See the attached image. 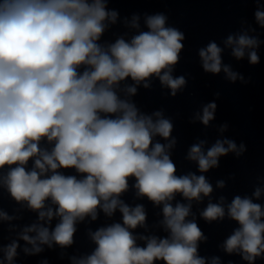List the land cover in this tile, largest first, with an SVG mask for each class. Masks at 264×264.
Returning <instances> with one entry per match:
<instances>
[{
    "label": "clouds",
    "instance_id": "clouds-1",
    "mask_svg": "<svg viewBox=\"0 0 264 264\" xmlns=\"http://www.w3.org/2000/svg\"><path fill=\"white\" fill-rule=\"evenodd\" d=\"M255 17L264 27V11L258 10ZM116 19V12L106 11L104 0H0V169L8 166L3 184L17 202L26 201L40 221L59 218L51 230L40 224L25 228L21 239L33 246V253L42 251L39 245L51 247L53 242L68 246L78 220L87 215L95 220L97 208L108 216L119 209L123 223L93 233L95 251L86 258H73V264H205L197 254L203 234L195 221L186 219L191 203L173 207L170 202L176 193L189 202L200 201L201 194L208 196L213 191L212 186L204 175L175 174L167 152L175 141L153 144L155 136L170 137L173 125L169 119L156 112L154 122L115 91L128 77L139 84L155 75L175 96L186 83L183 76L171 75L184 35L165 27L166 17L158 14L147 17L148 31L130 42L118 39L105 49L97 43L106 27L104 21L115 23ZM137 19L133 27H138ZM226 45L232 47L235 58L242 59L245 50L256 49L259 41L244 33L228 36ZM221 51L215 42L200 49L205 72L222 70ZM248 57L251 64L259 63L255 50ZM82 65L86 68L79 74ZM223 71L230 80L237 79L228 66ZM126 91L135 95L136 87ZM215 108V103L204 107L199 116L204 125L214 118ZM42 138L55 141L51 152L40 148ZM203 143L193 145L188 153L201 173L216 167L220 156L240 154L230 140H217L206 153ZM32 158L34 167L27 170ZM73 168L84 175L78 179L59 171ZM129 177L136 180L138 196L163 204L162 224L168 236H141L146 240L144 247L137 245L129 230L144 225L143 206L130 208L119 199L128 189ZM217 186L223 187V181ZM260 194L257 188L254 195L259 198ZM49 200L55 210L46 207ZM225 214L221 200L209 203L201 216L213 221L222 220ZM227 216L240 227L225 241V250L239 252L253 264L264 253L262 206L237 196L227 206ZM0 218L11 219L2 212ZM32 232L36 235L29 236ZM17 247L13 242L5 250L8 264ZM212 264H219L218 258Z\"/></svg>",
    "mask_w": 264,
    "mask_h": 264
},
{
    "label": "water",
    "instance_id": "water-1",
    "mask_svg": "<svg viewBox=\"0 0 264 264\" xmlns=\"http://www.w3.org/2000/svg\"><path fill=\"white\" fill-rule=\"evenodd\" d=\"M104 3L106 11L117 13L116 24L146 32L147 17L160 14L166 17L165 27L184 35L181 41L184 47L199 52L215 42L222 49L221 60L264 73V27L255 17L258 10L264 11V0H104ZM134 18H138V27H133ZM244 33L257 38L259 46L246 49L244 57L237 59L226 40L230 35ZM253 50L259 56L255 65L248 57Z\"/></svg>",
    "mask_w": 264,
    "mask_h": 264
}]
</instances>
